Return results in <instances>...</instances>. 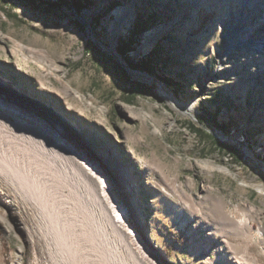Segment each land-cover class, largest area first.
I'll use <instances>...</instances> for the list:
<instances>
[{"label":"rangeland","instance_id":"rangeland-1","mask_svg":"<svg viewBox=\"0 0 264 264\" xmlns=\"http://www.w3.org/2000/svg\"><path fill=\"white\" fill-rule=\"evenodd\" d=\"M74 1L0 0V87L54 116L102 165L157 261L91 221L105 263L237 264L236 255L239 264H264V0H90L79 12ZM89 38L112 61L88 56ZM118 40H132L133 63L152 58L156 75L131 69ZM77 91L106 122L78 105ZM9 101L0 121L14 128ZM205 110L230 123V136L203 133ZM0 215V264L81 263L42 206L2 179Z\"/></svg>","mask_w":264,"mask_h":264},{"label":"bare ground","instance_id":"bare-ground-1","mask_svg":"<svg viewBox=\"0 0 264 264\" xmlns=\"http://www.w3.org/2000/svg\"><path fill=\"white\" fill-rule=\"evenodd\" d=\"M75 96L79 106L91 110L93 116L103 123L107 121L108 116L102 108L84 99L81 92L77 91ZM6 99L10 100L8 105L10 111L4 114L14 117L17 127L10 128L0 121V179L6 181L17 192L33 197L36 204L42 206L51 218L52 224L58 229L60 241L70 248V258L73 262L93 264L94 261V264H106L104 257L106 250L102 253L98 248L99 241L97 242V237L94 236L91 221H98L97 224L101 228L105 227L104 229L110 227L113 235L118 234L121 239L127 240L126 242H132V245L138 243L136 246L138 253L142 256L146 253L157 262L156 256L148 251L147 243L140 237L141 226L138 224L134 229L128 222L130 218L120 205L125 204L123 198L115 192L108 172L102 165L73 141L72 135L67 131L63 134L62 124L33 101L25 100L18 94L0 87V110ZM22 114L24 115L21 116ZM57 138L60 141L65 139L66 142L58 143ZM87 170L100 179L102 186L96 185ZM48 181H51L50 185L47 184ZM52 187L54 191L59 190L62 195L59 200L49 194L48 191ZM63 187L67 188V193ZM109 208H115L117 213L112 215ZM102 219L103 222L100 223ZM76 229L79 230L78 234ZM74 234H77V239H74ZM82 240L90 243L91 251L87 253L89 256L95 253L96 259L84 257V253L80 251ZM233 256L237 264L241 263L236 255Z\"/></svg>","mask_w":264,"mask_h":264},{"label":"trees","instance_id":"trees-1","mask_svg":"<svg viewBox=\"0 0 264 264\" xmlns=\"http://www.w3.org/2000/svg\"><path fill=\"white\" fill-rule=\"evenodd\" d=\"M84 5H90V0H77L73 2V6L75 7V9L79 12L82 10V8L84 7ZM142 25V21H138V26ZM137 32L135 33L138 34L139 32H141L144 28V25L141 27H137ZM132 40H128L127 42H123V41H119L118 40V44L116 46V51L125 59V62L127 63V65L134 70H138L140 72L146 73L148 75L154 76L156 75L155 72V61L150 58V59H146V60H141L138 63H133L132 61H130L128 59V52L131 50L130 48L132 47ZM85 52L88 56H90L91 58L94 59V61L96 62H100V63H104L106 64L109 61H112V58L110 56H108L107 54H105L103 51H101L96 43L89 38L86 41V47H85ZM113 64L115 66H119V64L117 62H113ZM124 71V69H121ZM126 73V72H125ZM162 82H164L166 85H173V80L167 78V77H162L161 79ZM143 90L147 93L150 94H155L154 93V88L155 85H149V86H145V85H141ZM177 88H181V86L179 84L175 85ZM198 121L200 124H205L203 125L202 131L205 135L207 136H212V134L209 132L210 130H215L218 131L224 135L230 136V128L231 125L228 122H224L221 121L219 119H217V115L216 113H213L211 110H205V114L200 116L198 118ZM206 126V127H205ZM218 144V148L222 151H229V152H235L234 149L230 146L227 145L224 142L221 141H216Z\"/></svg>","mask_w":264,"mask_h":264},{"label":"water","instance_id":"water-1","mask_svg":"<svg viewBox=\"0 0 264 264\" xmlns=\"http://www.w3.org/2000/svg\"><path fill=\"white\" fill-rule=\"evenodd\" d=\"M92 40H94V39L92 38ZM112 54L116 55L115 53H112ZM116 56H117V55H116ZM117 57H118V56H117ZM118 60H119V62H120L122 65H124V66H125V62H124V61H122V60H120V58H119V57H118ZM125 69L129 71V68H128V67H125Z\"/></svg>","mask_w":264,"mask_h":264}]
</instances>
